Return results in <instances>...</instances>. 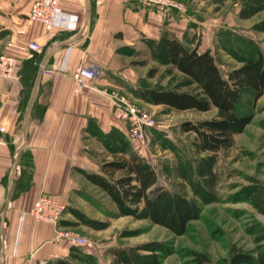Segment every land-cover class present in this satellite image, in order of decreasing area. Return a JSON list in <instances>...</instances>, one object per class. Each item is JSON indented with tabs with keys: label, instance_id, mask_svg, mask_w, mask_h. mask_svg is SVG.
<instances>
[{
	"label": "crops",
	"instance_id": "obj_1",
	"mask_svg": "<svg viewBox=\"0 0 264 264\" xmlns=\"http://www.w3.org/2000/svg\"><path fill=\"white\" fill-rule=\"evenodd\" d=\"M35 1L0 0V55L16 59V79H0L6 130L0 138V264L75 261L80 246L55 241L54 226L35 222L29 214L34 201L47 194L70 210L76 206L88 184L83 171L97 172L115 155L103 136L121 133L136 153L105 94L127 92L146 79L144 67L155 62L144 40L157 41L164 29L180 40L204 34L190 6L185 13L158 12L123 0H59L66 22L46 31L27 17ZM30 42L41 50L29 49ZM81 64L94 66L98 76L73 95L72 73ZM70 210L60 229L72 223Z\"/></svg>",
	"mask_w": 264,
	"mask_h": 264
},
{
	"label": "rangeland",
	"instance_id": "obj_2",
	"mask_svg": "<svg viewBox=\"0 0 264 264\" xmlns=\"http://www.w3.org/2000/svg\"><path fill=\"white\" fill-rule=\"evenodd\" d=\"M177 1L185 12L190 6L194 16L202 18L204 34L195 33L191 39L199 51L215 58L222 73L239 67L257 49L264 55V0ZM144 68L155 73L142 85L195 92L186 77L166 65L148 63ZM126 91L115 92L129 97L156 121L142 143L128 139L155 168L158 181L153 189L180 193L194 203L197 213L184 234L175 235L144 216H118L108 197L85 184L78 204L71 208L77 215L71 213L72 223L62 229L87 241L80 246L86 257L71 262L193 264L191 254L198 252L206 253L211 264H229L235 250L250 254V264H264V90L253 104L246 94L241 106L253 110L251 122L232 136L231 146L212 157L198 153L193 134L182 133L179 125L213 118L215 110L150 107ZM134 208L140 211L141 202Z\"/></svg>",
	"mask_w": 264,
	"mask_h": 264
},
{
	"label": "trees",
	"instance_id": "obj_3",
	"mask_svg": "<svg viewBox=\"0 0 264 264\" xmlns=\"http://www.w3.org/2000/svg\"><path fill=\"white\" fill-rule=\"evenodd\" d=\"M144 43L150 60L186 77L195 87V92L147 87L140 80L135 87L128 88L131 94L149 104L163 105L175 111L215 110L213 118L182 122L179 130L193 134L198 153L207 157L231 146L232 136L242 132L253 118V110L241 106L244 97L249 93L253 104L263 95V53L257 49L239 67L224 74L208 51L199 52L193 39L180 40L164 29L157 41L144 40ZM154 73L151 68L146 77L151 78ZM101 140L115 155L110 160L101 161L97 172L83 171L86 181L108 197L118 216L141 215L175 235L184 234L197 213L194 203L180 193L153 189L158 181L155 168L144 157L127 148V140L121 133L115 131ZM138 202L142 205L140 211L134 208ZM70 211L77 215L75 210ZM73 252L75 260L81 261L86 257L79 248ZM191 257L193 264H211L206 253L192 252ZM252 260L250 254L232 250L229 264H250ZM47 264L74 263L68 259H56Z\"/></svg>",
	"mask_w": 264,
	"mask_h": 264
},
{
	"label": "built area",
	"instance_id": "obj_4",
	"mask_svg": "<svg viewBox=\"0 0 264 264\" xmlns=\"http://www.w3.org/2000/svg\"><path fill=\"white\" fill-rule=\"evenodd\" d=\"M133 2L144 8H151L158 12L174 10L177 13H184L185 6L177 0H123ZM28 19L41 24L44 30L50 31L56 22L65 24L66 20L60 17L59 0H36L28 13ZM28 48L39 52L41 47L35 43H28ZM16 59L12 56L0 55V79L15 80L14 67ZM98 76L97 69L92 65L81 64L72 73V94L78 95L89 87L90 82ZM108 99L113 116L122 121L126 127V137L130 141L142 143L146 132L155 128V119L141 110L129 97L110 92L105 94ZM5 127L0 123V138L5 133ZM67 210V205L62 203L56 196L41 194L33 203L30 209V216L35 222L45 223L55 227V241H63L70 245L84 246L87 241L73 232L60 229L58 226L62 216ZM27 264H47L42 260L33 262L27 260Z\"/></svg>",
	"mask_w": 264,
	"mask_h": 264
}]
</instances>
